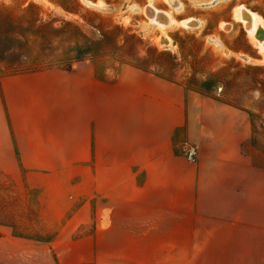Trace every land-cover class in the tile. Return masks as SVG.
<instances>
[{
  "label": "rangeland",
  "instance_id": "1",
  "mask_svg": "<svg viewBox=\"0 0 264 264\" xmlns=\"http://www.w3.org/2000/svg\"><path fill=\"white\" fill-rule=\"evenodd\" d=\"M152 8L164 25L151 21ZM244 8L264 24V0H0V77L58 71L75 91L89 71L112 84L123 69L139 68L244 110L247 151L264 166V48L239 18ZM59 125L82 142L83 119L61 115ZM97 170L82 160L33 175L0 165V264H184V251L137 243L130 205L119 204L118 223L106 231L110 205ZM247 222L264 225V213ZM247 248L254 261L244 264H264L263 246ZM219 249L237 257L245 247Z\"/></svg>",
  "mask_w": 264,
  "mask_h": 264
},
{
  "label": "crops",
  "instance_id": "2",
  "mask_svg": "<svg viewBox=\"0 0 264 264\" xmlns=\"http://www.w3.org/2000/svg\"><path fill=\"white\" fill-rule=\"evenodd\" d=\"M57 73L0 77V165L33 175L82 160L98 167L106 231L123 203L138 215L131 230L139 245L175 247L184 264L254 261L247 247H264V225L247 215L264 213V166L247 151L244 110L134 67L112 84L89 71L75 91ZM61 115L83 119L82 142L61 135ZM187 145L199 149L196 163L184 157ZM231 245L244 253L220 257Z\"/></svg>",
  "mask_w": 264,
  "mask_h": 264
},
{
  "label": "bare ground",
  "instance_id": "3",
  "mask_svg": "<svg viewBox=\"0 0 264 264\" xmlns=\"http://www.w3.org/2000/svg\"><path fill=\"white\" fill-rule=\"evenodd\" d=\"M162 17L163 16H161V12L159 10L155 8L151 9V21L158 25H164V22H162L161 20ZM166 17L167 16H165V18ZM239 18L243 21L245 27H247V31L253 36L256 41H258L259 46L264 48V24L259 16L244 8L240 10Z\"/></svg>",
  "mask_w": 264,
  "mask_h": 264
},
{
  "label": "built area",
  "instance_id": "4",
  "mask_svg": "<svg viewBox=\"0 0 264 264\" xmlns=\"http://www.w3.org/2000/svg\"><path fill=\"white\" fill-rule=\"evenodd\" d=\"M184 152H185V156H186V159L191 162V163H195L197 158H198V155H199V150L197 147L195 146H188L184 149Z\"/></svg>",
  "mask_w": 264,
  "mask_h": 264
}]
</instances>
